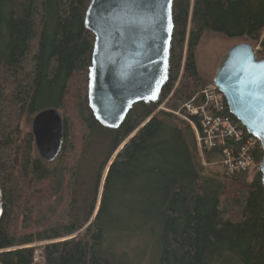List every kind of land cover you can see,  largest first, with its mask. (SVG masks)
I'll use <instances>...</instances> for the list:
<instances>
[{"label": "trees", "instance_id": "trees-1", "mask_svg": "<svg viewBox=\"0 0 264 264\" xmlns=\"http://www.w3.org/2000/svg\"><path fill=\"white\" fill-rule=\"evenodd\" d=\"M88 2L0 0V264H264L259 144L245 172L205 168L195 139L190 149L157 110L204 102V36L259 44L264 56V0H173L167 82L116 129L88 107ZM49 107L63 136L47 163L25 124Z\"/></svg>", "mask_w": 264, "mask_h": 264}, {"label": "water", "instance_id": "water-1", "mask_svg": "<svg viewBox=\"0 0 264 264\" xmlns=\"http://www.w3.org/2000/svg\"><path fill=\"white\" fill-rule=\"evenodd\" d=\"M172 3L89 0L83 19L93 36L87 101L102 127L116 129L134 104L158 101L168 79ZM212 84L229 114L258 141L263 157L256 169L264 186V56L247 42L232 44L218 60ZM31 132L38 157L47 163L55 160L63 136L58 109L34 114Z\"/></svg>", "mask_w": 264, "mask_h": 264}, {"label": "built area", "instance_id": "built-area-1", "mask_svg": "<svg viewBox=\"0 0 264 264\" xmlns=\"http://www.w3.org/2000/svg\"><path fill=\"white\" fill-rule=\"evenodd\" d=\"M202 93L204 102L198 105L191 102L185 106L184 114L179 111H173V114L185 118L195 129L201 157L204 153H216L219 159L214 160L213 164L222 165L229 173L247 171L253 164L252 153L256 140L245 135L242 128L226 114V103L215 86H206ZM194 118L198 125L194 124ZM242 139L239 146L232 144V141Z\"/></svg>", "mask_w": 264, "mask_h": 264}, {"label": "rangeland", "instance_id": "rangeland-1", "mask_svg": "<svg viewBox=\"0 0 264 264\" xmlns=\"http://www.w3.org/2000/svg\"><path fill=\"white\" fill-rule=\"evenodd\" d=\"M234 42L231 41H225L222 37L219 35H206L202 38L200 45L198 47V56H197V62L199 64V68L201 69V72L206 73L207 79L213 78L214 70L216 68V65L218 63V60L222 56V54L232 45ZM228 45V46H227ZM257 45H255V49L257 52L260 50V48L257 49ZM258 55V54H257ZM211 84H207V86H210ZM161 110L166 109L163 105L160 106ZM174 115V114H173ZM174 117L182 121L183 123H180L179 121H173L174 125L176 127H179L182 132L185 139V142L187 143L188 147L190 149L194 148V139H195V132L193 126L188 123V121L185 118L179 117L174 115ZM198 124V123H197ZM185 125H189L185 126ZM25 127L27 129L31 130V120L25 124ZM258 143L257 141L254 144ZM200 156V155H199ZM201 157V156H200ZM201 165L205 168H208L209 166H214L213 160L206 162L205 154L201 157ZM203 160V161H202ZM207 166V167H206ZM217 166V165H216ZM210 168V167H209ZM257 168V167H256ZM221 171H225L226 173H229L224 167L220 168ZM37 262H39L38 259H36Z\"/></svg>", "mask_w": 264, "mask_h": 264}, {"label": "bare ground", "instance_id": "bare-ground-1", "mask_svg": "<svg viewBox=\"0 0 264 264\" xmlns=\"http://www.w3.org/2000/svg\"><path fill=\"white\" fill-rule=\"evenodd\" d=\"M193 105H198V104H196V103H193ZM229 113V112H228ZM204 154H206V153H204Z\"/></svg>", "mask_w": 264, "mask_h": 264}, {"label": "snow or ice", "instance_id": "snow-or-ice-1", "mask_svg": "<svg viewBox=\"0 0 264 264\" xmlns=\"http://www.w3.org/2000/svg\"><path fill=\"white\" fill-rule=\"evenodd\" d=\"M168 2H169V5H170V3H171V0H168Z\"/></svg>", "mask_w": 264, "mask_h": 264}]
</instances>
